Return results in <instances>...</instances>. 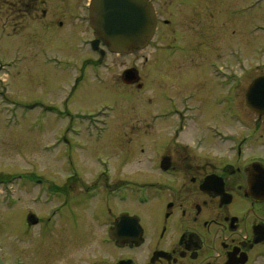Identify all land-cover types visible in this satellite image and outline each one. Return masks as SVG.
Returning a JSON list of instances; mask_svg holds the SVG:
<instances>
[{
    "label": "flooded vegetation",
    "instance_id": "flooded-vegetation-1",
    "mask_svg": "<svg viewBox=\"0 0 264 264\" xmlns=\"http://www.w3.org/2000/svg\"><path fill=\"white\" fill-rule=\"evenodd\" d=\"M86 1L72 0L79 11L67 16L68 26L77 32L73 39L78 41L77 47L70 49L94 56L80 67L71 66L76 72L77 85L80 79L83 82L91 74L92 78L99 79L101 69L110 71L112 57H127L112 54L104 41L97 38L90 25L91 0ZM162 1H167L177 11L191 6V0H151L157 29L144 50L129 55L136 57L138 63L146 51L161 50L158 37L162 27L177 32L179 22L162 19L159 8ZM47 2L55 11L63 9L64 0H7L8 5L14 6V22L31 15L37 21H47L48 16L53 18V13L47 9H42L43 17L37 16L39 7H45ZM57 25L64 27L63 22ZM53 26L52 22V27L42 29L45 36L58 33ZM5 39L6 34L1 33L0 47ZM182 39L172 40L159 59L151 62L152 73L157 74L159 68L180 61L178 58L184 59L182 63L192 62L187 59L193 52ZM1 49L0 80L10 87L15 67L24 66L30 58L21 47L13 49L10 58L8 52L5 55ZM45 49L41 50L44 64L56 71L61 55L49 54ZM228 56L230 60L225 64L216 59L208 61V69L195 67L192 72H201V76L187 77L183 86L185 92L178 96L169 91L176 89V77L166 82L165 87L170 88L162 93L163 107L150 114V127L141 138L143 143L137 141L141 143L140 152L144 155L151 152V155L132 173H126V166L130 164L132 170L135 160L122 159L121 143L108 137L112 109L104 107L101 111L77 113L76 118L81 123L69 124L65 129L79 142L74 149H86L79 140L85 136L92 144L100 147L106 144L110 149L108 153L114 156L102 153L95 156L98 170L92 172V183L88 178L81 179L79 168L59 185L38 179L42 184L39 196L40 201L41 196L44 199L46 216H27L23 233L30 234L33 228H39L40 238L44 240L47 234L59 235L58 222L65 223L75 234L89 223L94 225L99 233L91 229L89 235L84 234L88 239L101 234L100 243L109 252L90 259L81 257L80 264H264V61L261 65L245 66L238 58V50L231 48ZM145 62H148L146 58ZM205 69L209 70V77L204 74ZM128 72L129 79L126 78ZM142 72L133 65L121 76L122 82L125 74L128 86L136 88L131 91L135 101L146 97L149 88L155 94L162 85L157 76H145L151 81L141 82ZM256 72L259 74L255 75ZM259 79L262 83L250 91ZM5 94L8 92L0 91V95ZM154 96L159 104L158 94ZM66 109L69 110L68 105ZM155 131H167L171 139H156ZM30 180L29 174L8 178L12 186L10 202L16 193L13 186L30 184ZM128 204L132 209L126 208ZM0 247L4 261L11 264L2 244ZM14 259L15 264H26L21 256Z\"/></svg>",
    "mask_w": 264,
    "mask_h": 264
},
{
    "label": "rangeland",
    "instance_id": "rangeland-1",
    "mask_svg": "<svg viewBox=\"0 0 264 264\" xmlns=\"http://www.w3.org/2000/svg\"><path fill=\"white\" fill-rule=\"evenodd\" d=\"M71 1L64 0L60 11H55L50 2L45 7H39L36 12L39 18L43 17L42 9L53 13L54 17L48 16L47 21H37L31 15L21 22H14V6L8 5L7 0H0V34L5 33L7 36L1 50L5 55L8 52L10 58L13 49L21 47L30 58L24 66L15 67L10 87L0 80L4 87L0 91L8 92L4 96L6 100L0 98V214L3 215L0 217V244L6 250L11 264H15L16 256H21L26 264H80L81 257L90 259L109 252L100 243L101 234L93 239H88L84 234L89 235L91 229L99 233L90 223L75 234L64 226L65 223L58 222L59 235L47 234L44 240L40 238L39 228H33L30 234L23 233L27 216H46V207L42 203L44 199L41 196L40 201L39 196L42 184L38 179L59 185L66 182L75 168H79L81 179L88 178L87 181L92 183V172L98 170L95 156L98 153L114 156L108 153L110 149L106 144L101 147L92 144L85 136L79 140L86 145V149H74L79 142L65 129L69 124L81 123L76 118L77 113L101 111L104 107L112 109L108 137L113 142L121 143L119 151L122 159L135 160L136 166L132 170L130 164L126 166V173L129 174L144 164L146 156L151 155V152L147 155L140 152L138 145L143 143L141 138L150 127V114L163 107L162 93L164 89L168 91L170 88L165 85L171 77H176L177 83L176 89L169 91L178 96L183 90L185 92L183 86L187 77L201 76V72H192L195 67L207 68L208 61L216 59L225 64L226 60H230V48L238 50V58L245 66L261 65L264 61V0H191V6L180 11L174 10L167 1H162L159 5L162 19L179 22V27L175 28L177 32H170L167 27L161 28L158 37L160 51H146L140 63L136 62L134 56L121 59L112 57L110 71L101 69L99 79L92 78L91 74L83 82L80 79L77 85L76 72L71 70V66L75 64L80 67L86 59L94 56L89 52L70 49L76 48L78 41L73 39L77 32L68 26L67 16L79 11ZM31 13L35 11L31 10ZM52 22L53 29H58V33L45 36L42 29L52 27ZM62 22L64 27L61 29L57 23ZM182 37L183 44L193 52L192 57L187 59L192 62L182 63L184 59L176 58L180 61L175 60L172 65L159 68L157 74L152 73L151 62L159 59L172 40ZM61 44V48H55ZM44 49H48L49 54L61 55L56 71L51 66H45L41 52ZM145 58L148 62H145ZM203 60L205 62L201 63ZM133 65L140 72L143 71L141 82L151 81L145 76H157L158 81H162L161 87L155 92L159 96V104L154 90L151 92L150 88L146 97L134 100L131 91H136V88L129 87L126 81H123L125 84L122 82L124 71ZM204 74L209 77V70L205 69ZM67 105L69 110L66 109ZM155 134L154 137L159 140L171 139L167 131H155ZM22 174L30 175V184L14 185L15 201L11 199L10 202L12 186L7 182L8 178ZM142 178L146 177L142 175ZM126 208L132 209L129 204Z\"/></svg>",
    "mask_w": 264,
    "mask_h": 264
},
{
    "label": "water",
    "instance_id": "water-1",
    "mask_svg": "<svg viewBox=\"0 0 264 264\" xmlns=\"http://www.w3.org/2000/svg\"><path fill=\"white\" fill-rule=\"evenodd\" d=\"M90 18L97 38L115 54L128 55L145 48L157 27L155 10L149 0H92ZM127 76L129 79V72ZM126 78L124 81L129 83ZM261 83L262 79L253 87ZM0 264H5L1 254Z\"/></svg>",
    "mask_w": 264,
    "mask_h": 264
},
{
    "label": "bare ground",
    "instance_id": "bare-ground-1",
    "mask_svg": "<svg viewBox=\"0 0 264 264\" xmlns=\"http://www.w3.org/2000/svg\"><path fill=\"white\" fill-rule=\"evenodd\" d=\"M0 217L2 218V217H3V215H2V214H0ZM2 228H3V226H2ZM0 230H1V226H0Z\"/></svg>",
    "mask_w": 264,
    "mask_h": 264
}]
</instances>
